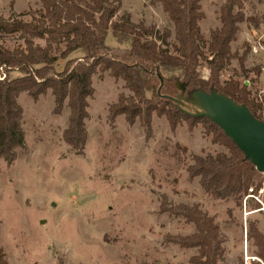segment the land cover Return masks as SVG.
<instances>
[{"label": "rangeland", "instance_id": "rangeland-1", "mask_svg": "<svg viewBox=\"0 0 264 264\" xmlns=\"http://www.w3.org/2000/svg\"><path fill=\"white\" fill-rule=\"evenodd\" d=\"M122 1L125 8H134L133 19L130 15L133 23L154 25L159 33L167 29L172 33L169 41H173V26L160 4ZM242 1V13L250 20L239 26L231 52L242 56L247 51L245 70L258 68L260 75L251 72L245 77L233 59L220 82L232 79L244 83L261 101L264 0ZM223 4L224 0L200 2L203 19L199 27L206 41L220 27ZM40 7L39 0H0V16L7 19ZM123 13L120 10L119 15ZM106 45L128 47L111 34ZM21 46L18 35L0 34V48ZM63 66L60 61L57 68ZM199 74L204 80L209 76L204 62ZM123 85L107 73L92 77L94 93L88 99L86 144L80 154L63 139L69 118L66 106L59 115L54 114L50 91L37 101L26 93L19 96L25 148L10 164L0 160V246L8 264H191L195 249H181L164 239L189 236L194 227L160 212L161 196L173 205H197L214 219L225 238L224 260L219 264H262L248 238L250 225L264 236V213L256 209L261 206L248 202L246 210L252 213L245 217L244 195L240 203L215 201L201 190L198 178H188L186 169L193 164V155L215 156L227 151L213 145L201 125L189 131L183 123L172 133L164 117L153 116L152 136L145 139L138 122L129 126L119 116L108 124V107L119 95H130ZM176 105L191 114L200 111L190 93L180 94Z\"/></svg>", "mask_w": 264, "mask_h": 264}, {"label": "trees", "instance_id": "trees-1", "mask_svg": "<svg viewBox=\"0 0 264 264\" xmlns=\"http://www.w3.org/2000/svg\"><path fill=\"white\" fill-rule=\"evenodd\" d=\"M39 2L38 10L12 14L7 19L0 16V34L18 35L23 41V46L13 50L0 48V160L10 164L25 148L19 96L26 93L37 101L48 91L53 97L54 114L68 108L63 139L80 154L86 144L88 99L94 93L92 77L107 73L115 81L123 82L130 94L119 95L116 103L108 107V124L119 116L129 126L138 122L145 139L152 136L153 116L164 117L172 133L183 123L189 131L201 125L211 136V143L227 151L215 156L193 155V164L186 169L188 178H198L201 190L212 200L240 203L250 186L261 185L264 175L256 171L216 124L205 116L182 110L173 101L180 94L214 90L244 105L254 118L264 122V98L259 101L244 83L236 80L220 82L222 72L233 59L245 77L251 72L260 75L258 68L245 70L247 51L242 56L231 52L239 25L250 20L242 13V0H224L219 10L220 27L210 33L208 41L199 27L203 19L201 0H151L161 5L173 26V41H169L172 33L167 29L159 33L154 25L133 23L129 13L119 15V0ZM23 16H28L29 21L22 20ZM108 34L128 47L107 46ZM76 53L79 56L70 58ZM60 61H64V66L59 70ZM202 62L209 72L206 80L199 74ZM13 73L19 76L11 77ZM160 212L193 225L194 233L189 236L164 239L181 249H195L197 255L191 257V264L223 262L225 238L214 219L197 205H173L161 196ZM248 238L256 248L255 256L264 264V236L250 225ZM0 264H8L1 246Z\"/></svg>", "mask_w": 264, "mask_h": 264}, {"label": "water", "instance_id": "water-1", "mask_svg": "<svg viewBox=\"0 0 264 264\" xmlns=\"http://www.w3.org/2000/svg\"><path fill=\"white\" fill-rule=\"evenodd\" d=\"M180 89L183 92L182 86ZM190 94L200 110L194 115L209 118L236 145L256 171L264 175V122L254 118L244 105L214 90L209 93L195 90ZM176 99L173 100L175 103Z\"/></svg>", "mask_w": 264, "mask_h": 264}, {"label": "built area", "instance_id": "built-area-1", "mask_svg": "<svg viewBox=\"0 0 264 264\" xmlns=\"http://www.w3.org/2000/svg\"><path fill=\"white\" fill-rule=\"evenodd\" d=\"M263 120H264V115H263ZM254 202L255 204L260 205L261 207H259V211L264 213V179L261 182V185L256 188L253 186H250L244 197H243V209H244V213H245V217L251 215L252 212H249L246 210V206L248 204V202ZM258 211V212H259Z\"/></svg>", "mask_w": 264, "mask_h": 264}, {"label": "crops", "instance_id": "crops-1", "mask_svg": "<svg viewBox=\"0 0 264 264\" xmlns=\"http://www.w3.org/2000/svg\"><path fill=\"white\" fill-rule=\"evenodd\" d=\"M120 1V0H119ZM136 1V0H135ZM120 3H121V8H120V10H122V11H124V13H129L131 16H132V19H133V15H132V13H133V10H134V8H132V7H130V6H128L127 8H125L124 7V5H123V1L121 0L120 1ZM133 9V10H132ZM120 10H119V13H120ZM241 25V24H240ZM239 25V26H240Z\"/></svg>", "mask_w": 264, "mask_h": 264}]
</instances>
